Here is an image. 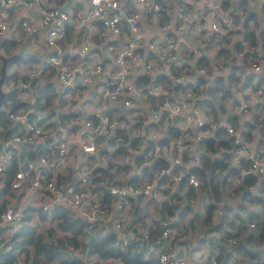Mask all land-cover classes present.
I'll return each mask as SVG.
<instances>
[{"label":"built area","instance_id":"built-area-1","mask_svg":"<svg viewBox=\"0 0 264 264\" xmlns=\"http://www.w3.org/2000/svg\"><path fill=\"white\" fill-rule=\"evenodd\" d=\"M47 1L0 0V37L14 36L20 41L21 33L38 29L39 39L31 38L27 48H37L43 58L39 66L28 61L16 62V70L25 77L19 76L3 87L7 90L13 86L17 95L25 93L26 97L24 105L4 109L13 125L5 126L0 122V190L6 183L8 189L13 190V195L0 191V252L12 253L8 263L0 264H29L25 250L16 244V239L25 222L35 225V221L25 218L28 204L19 198L29 199L35 195V204L42 211L56 204L64 206L72 215L92 225L94 231L97 226L101 233L113 231L120 247L128 239L138 238L137 234H145L143 227H125L122 219L128 199L140 203L159 198L169 184L184 180V186L199 195V201L191 198L186 204H202L205 193L200 190V180L192 169L206 153L203 138L218 127L231 136V145L223 151L229 154V166L237 170L235 185L244 175L253 174L255 180L247 188L264 197V186H260L264 179V150L254 137L246 140L242 136L244 120L264 116V52L258 39L247 42L242 38L241 25L233 24L232 13L243 17L237 0H231L228 7L222 6L219 0H176L170 14L162 12V0H119L115 8L105 3L104 11L99 14L96 6L87 0L80 8H77L78 0H64L30 12L29 8L35 9ZM261 3L264 0H245L246 8L254 10L264 25L259 12ZM62 4L66 5L59 8ZM72 5V11L66 9ZM17 7L21 10L16 22L12 11ZM195 10L201 15L194 22ZM164 15L166 21L156 29L161 32L146 33L145 21L151 17L159 23ZM68 25L70 31L66 33ZM247 25L249 31L257 34L258 27L251 19ZM16 28L20 34H11ZM235 42H239L241 48L233 47ZM245 52L252 57L243 60ZM200 56H204V64L197 62ZM97 67L102 69L101 76L106 71L110 73L93 85L90 82L97 80ZM125 68L130 73L126 79L131 80V86L124 85V81L114 75ZM50 70L49 80L54 91L47 102L38 95L33 81L38 83ZM216 76H221L228 89L226 99L222 97V90L214 94L207 91L210 79ZM158 77L171 84H164ZM68 80L72 82L67 83ZM154 89L161 90L160 94ZM106 93L120 103L105 99ZM209 97L215 108L220 103L224 108L213 113L203 101ZM129 101L132 107L126 110L122 103ZM100 108L104 110L97 115ZM176 108L180 111L173 115ZM230 116L237 120L236 126L228 121ZM101 118L117 127L105 135H101L99 129L83 130L84 138L95 137L98 151L87 157L80 169L66 171L61 164L64 158L60 156L65 130L68 136L76 137L85 124L96 127ZM174 130L176 133L171 134ZM47 138H50L48 147L35 158L21 156L22 143L44 144ZM118 146H123L124 151L113 153ZM70 155L75 159L77 153ZM156 159H162L164 164L150 170ZM11 163H16V167L6 182L7 167ZM134 165L136 170L129 175ZM145 167L151 172L150 178L141 172ZM21 173L22 181L17 179ZM63 176L67 179L61 180ZM149 184L152 188L147 196L142 190L139 196L132 195ZM117 185L126 187L128 192L112 195L110 189ZM80 196L86 199L75 205ZM9 212L11 220L7 219ZM258 212L260 215V209ZM143 217L144 222H149L159 215L153 210L145 212ZM263 218L260 215V219ZM245 221L250 230L249 234H244L250 239L246 246L264 251V232L259 234L256 220L246 218ZM159 223L154 243L146 248L141 241L137 244L138 248L144 247V256L155 257L157 264H220L216 251L202 244L195 243L189 252L167 247L171 235H184L188 229L203 235L209 232L206 228L198 229L184 221H178L175 228L172 219L166 217ZM36 228L44 233L39 226ZM13 235L16 236L12 238ZM239 236L238 231L213 241L235 257L233 245L239 242Z\"/></svg>","mask_w":264,"mask_h":264},{"label":"trees","instance_id":"trees-1","mask_svg":"<svg viewBox=\"0 0 264 264\" xmlns=\"http://www.w3.org/2000/svg\"><path fill=\"white\" fill-rule=\"evenodd\" d=\"M221 5L224 7H228L230 5L231 0H219ZM238 7H240L241 13L243 15L242 18H239V15L236 13H232V22L233 24H240L242 30H244L242 38L247 42H253L255 39L259 40V45L264 52V25L261 24L259 20V15L254 11L247 9L245 6V0H237ZM259 12L264 18V3L260 4ZM251 19L253 24L258 27L257 34H253L249 31L247 21ZM70 28L69 25L66 26V33H69ZM15 43L13 40L0 37V53L9 54L15 50ZM236 48H241V44L239 42H235L234 46ZM204 56H200L197 60L199 64L205 63ZM252 57L251 53L245 52L243 56V60L249 59ZM29 59H25L24 57L17 56L8 62H18V61H27ZM52 70L44 74L45 78L42 84L43 87L38 86L37 80L33 81L37 88V93L39 96H43L44 99L49 102L51 96L53 95L54 86L52 82H50ZM19 76L24 78L25 76L20 75L18 70H14L11 73H6L3 81H16ZM199 80H202L198 78ZM157 80L163 82L164 84L170 85V82H166L165 80H161L159 77ZM140 83L141 81H137ZM5 84V83H4ZM217 90H222V97L224 99L228 96V89L226 85L222 81L221 76H216L210 79L208 85V92L210 94H214ZM17 89L13 86L9 89L5 90V94L0 103V122L7 126L11 124V120L6 116L5 108L14 107L16 105H24L25 99H20L17 97ZM205 104L209 107L213 113L216 112L217 109L221 110L224 108V104L220 103L216 108L213 106L211 102V97L203 100ZM7 105V107H5ZM228 121L236 126L237 120L230 116ZM244 130L242 132V136L246 140H251L253 138L252 131L254 128H257L258 135L254 138L257 141V144L264 150V116L257 120H244L243 121ZM172 129V128H171ZM176 133V130L172 131L171 134ZM50 138H47V141L43 143H22L20 148L21 156H25L26 158H35L37 154L42 152L46 147H48ZM231 136H228L222 127H218L211 134L203 138V144L206 150L200 157V164L194 166L192 171H194L195 175L200 180V190L205 193V195L210 198L207 203L204 204L206 209V216L209 217L211 209L215 207V203L218 201H222L223 211L228 210L226 207L228 204L225 202L226 199H223L225 196L230 194V191H234L237 194L238 198L242 201L237 204V209H241L242 211H246L247 219L256 220L259 225V234L264 232V218L260 219V215L264 217V197L259 195L258 193L251 192L247 186L249 183L255 180V176L253 174L244 175L240 181H238L237 185L234 184L229 185V181L225 179V176L230 177H238V173L235 167H229L228 164L229 154H221V156L213 157L212 154L216 152V150L220 148L229 147L231 144ZM46 146V147H45ZM124 151L123 146H118L113 153H122ZM226 153V152H225ZM242 164L245 163L244 160H240ZM164 164L162 159H156V162L151 165L150 170H156L160 165ZM16 167V163H11L7 167L6 174V182L9 180L13 171ZM148 168H144L141 170L143 175H146L147 178L151 177V172ZM219 170H226V174H221L219 177ZM5 182V183H6ZM184 180L181 181L180 185H182ZM261 187L264 186V179L261 180ZM231 187L232 190L226 189L225 194L221 193V189L224 187ZM259 186V188H261ZM7 183L0 190L8 191ZM188 190H191L189 187ZM192 191V190H191ZM131 199V198H130ZM243 201H252L258 209H260L261 213L257 214V211L254 210H246ZM167 200H162L161 203H165L162 205L161 210L163 212L170 213L171 209L169 205L166 203ZM134 217L139 213L140 206L138 203L134 205ZM31 207H26L25 209V218H28L30 215ZM39 209V208H37ZM166 210V211H165ZM51 213L52 216L56 218L57 227L62 230L63 233L57 235L54 239L49 238L48 233H42L40 230L36 228L35 225H31L28 223H24L19 232L17 233L16 244L22 247L25 250L26 259L29 261V264H40L43 261H49L52 264H84L83 259L80 255H77L72 252H66L68 248L66 246L71 245L73 247L77 246L78 236H84V241L81 242L82 249L85 253L88 254H96L98 256H115L118 257L125 264H157L156 258L153 256L144 257L143 249L137 247V242L141 241L143 245L148 241L152 240L156 241V235L159 233L160 223L159 220L164 217V215H160L159 218H152L149 222H142V225L145 227V234L140 233L137 234L138 238H130L124 244V246L120 247L118 244V239L115 236L113 231H109L107 233H97L94 231L93 226L87 223L84 219L70 215L68 213V209L61 205H54L47 210ZM138 219L142 218V215H137ZM227 223H229V227L232 228V220L230 219ZM217 227V226H216ZM52 229L49 228L50 232ZM228 230V229H227ZM54 232H56L53 228ZM230 231V230H228ZM224 233V232H223ZM143 234V235H142ZM224 235H230L229 232L225 231ZM16 235H13L14 238ZM210 248L216 251V257L220 264H264V251L263 250H252L250 247L242 246L239 242L233 245L235 257L231 259V254L223 250L220 245H217L213 240L209 241ZM69 251V250H68ZM2 256V263H8L12 258V253L10 252H0ZM239 255V256H238ZM230 260V261H229Z\"/></svg>","mask_w":264,"mask_h":264},{"label":"crops","instance_id":"crops-1","mask_svg":"<svg viewBox=\"0 0 264 264\" xmlns=\"http://www.w3.org/2000/svg\"><path fill=\"white\" fill-rule=\"evenodd\" d=\"M176 0H162L161 1V5L163 7V11L162 12H168V14L171 13L172 11V4L175 2ZM202 1V0H201ZM64 0H48L46 4H42L40 3L38 5L37 8L35 9H31L29 8L30 12H35V11H39L42 7L48 5V3L50 4H60V3H63ZM78 6L77 8H80L82 7V5L86 4L85 0H78ZM62 5H66V4H62ZM73 6L72 5L71 7L70 6H67L66 9L72 11L73 10ZM21 10V7H17V8H14L13 9V15H14V19L16 20V22L18 21L19 19V11ZM200 10V8H199ZM200 12L198 10H195L194 11V16H193V19H194V22L197 21L199 18H200ZM165 19H167V16L164 15L163 18H160L159 19V23H156L154 22V20L149 17L147 19V22L145 21L146 23V33H157V32H161L160 30H157V27L161 26L160 24H162L163 21H166ZM17 27V25H16ZM171 32V31H170ZM11 34L15 35V34H20V30L19 29H15L14 32H12ZM22 36V40L20 41H16L13 37L14 36H10L8 37L9 39L13 40L15 45V50L14 51H18V50H21L22 53L19 55L21 57H24L26 59H29L27 60L29 63H32L33 65H36V66H39L43 63V58H42V53L37 49V48H33V49H28L27 48V42L31 39V38H34V39H39L40 37V34H39V30H34L32 32H28V33H21L20 34ZM13 51V52H14ZM16 58V57H15ZM11 66H13V69H11L10 72H8L6 70V73H11L12 71H14L16 68H15V62H11L10 63ZM44 76L42 75V78L39 80V82L37 83L38 86L41 85V87H43L44 85L42 84L44 81H47V80H44L43 78ZM9 82V81H8ZM3 84V87H4V83H7V82H2ZM23 95V94H22ZM18 97L20 95H17ZM24 96H21L19 97L20 99H23ZM12 122V121H11ZM13 125V123H11ZM258 135V130L257 128H254L253 130V133H252V136L255 138L257 137ZM226 149V148H225ZM221 154H226L222 148L216 150V152H214V154H212L213 157H217V156H221ZM228 156V155H227ZM226 165H228V168L230 167L229 164L226 163ZM226 174V170H219V177H221V174ZM61 180H65L67 179V176H63L60 178ZM225 179L229 181V185H232L234 184L235 185V177H228V176H225ZM184 182L182 185H180V182H173L172 185L169 184V188L167 189H163L162 192V195L159 197V198H150L149 201H145V202H140L138 203L135 199L131 198V199H128V202L126 203V206H125V214L123 215V221H124V224H125V227L128 226V225H132L134 227H138V228H141L143 227V229L146 231L145 227L142 225V222H144V215H145V212L148 213L149 211H157L159 217L160 215H164V217L166 218H171L172 219V226H174L175 228L178 226V221H184L185 224L187 225H190L192 224L194 221V226L195 225H199V222L198 221H202V225L201 227L203 228H206L208 231L207 234H199L198 231H196L195 233H191V234H188V235H180V234H174V235H171L168 240H167V247L168 248H174V249H178L179 251L181 252H189L190 249H191V246H193L195 243H198V244H202L203 246L205 247H208L210 249V245H209V241L211 240H214L216 237L219 238L221 236H225L224 233L225 231L229 232L230 234H235L236 232L240 231V228H241V224L240 225H233L234 221L231 223L232 224V228L229 227V223H225V224H221L220 221H223V220H220L221 218L224 217V215H226L228 213L227 210L223 211V207H222V201H218L216 202L215 204V207H213L211 209V212H210V215L209 217L206 216V209H205V206L204 204L207 203L209 201L210 198H208L206 195H205V200L202 202V204H194L196 205L197 210L196 212L194 213H191V211L189 212L188 211V207L189 205L186 204V201L187 199H191L193 198L194 200L196 201H199L197 199V196H199L194 189L191 188V190H188L189 187H185L184 186ZM228 190H232V188L229 186L227 188ZM7 192V191H6ZM9 195H13V190L9 188L8 192H7ZM221 193L222 194H225V190L224 189H221ZM34 193H32L33 195ZM230 195H233L231 197V199H227L226 197H224L223 199H226V203L228 204V206L226 207V209H229L232 208L235 210V215L233 216L232 219H234L235 216H239V212L242 211L241 209H237V204L238 202L240 203V200L237 196V194L234 193V191H230V194L227 195L230 196ZM19 196V195H18ZM16 196V197H18ZM35 195H33L32 197H30L29 199H24V198H19V200L22 202V203H25V205L28 204L27 207H31L32 206V209L30 211V216L28 218L34 220L35 222L38 223V220H40L41 218H39L38 216H40L41 213L43 212H47L49 215H48V220H51V213L48 212V211H42L41 209H37V205L35 204ZM7 198H13V196H7ZM162 200H167L168 202H166L170 209H171V212L170 213H167V212H163L161 210V207H163L162 205H164L165 203H161V205H159V203L162 201ZM138 203V205L140 206V209L139 210V213L137 215H142V218L141 219H138L137 218V215L134 217V205ZM243 203H245V209L246 210H254V211H257V214L259 213L258 212V208L257 206L252 202V201H243ZM237 209V210H236ZM166 211V210H165ZM68 213L70 215H72L71 212L68 211ZM243 215H244V218L246 219V211L243 210ZM186 216V219L188 218L189 221H186V219H184ZM230 218V219H231ZM52 219L56 220V218L54 216H52ZM230 219L228 220H225L226 222H228ZM214 221V222H213ZM148 222V221H146ZM213 222V224L211 225V223ZM184 224V227L187 226ZM107 225V224H106ZM109 226V225H108ZM217 226V227H216ZM240 226V227H239ZM190 226H187L186 228H189ZM100 226L96 227V231L97 233H101L99 232V229ZM110 228V227H108ZM200 229V227L198 228ZM216 229V230H214ZM230 231H228V230ZM105 229H102L101 231L104 232ZM224 232V233H223ZM139 233V232H138ZM158 234L157 233V237H158ZM140 235V234H139ZM84 237V236H83ZM156 237V238H157ZM155 240H152L151 242H146L143 246L146 248L147 246L151 245V243H154ZM239 243L242 245V246H246L247 243L250 242V239L249 238H246L245 235L243 236H239ZM139 242H137L136 244H138ZM144 256V255H143ZM146 257V256H144ZM2 256L0 255V263L3 262L2 261ZM98 258H100V256H98ZM103 258H107L106 260H111L113 262H116L117 260L120 262V264H125L123 263L118 257H111V256H107V257H103ZM40 264H49V261H43L41 262ZM85 264V263H84Z\"/></svg>","mask_w":264,"mask_h":264},{"label":"clouds","instance_id":"clouds-1","mask_svg":"<svg viewBox=\"0 0 264 264\" xmlns=\"http://www.w3.org/2000/svg\"><path fill=\"white\" fill-rule=\"evenodd\" d=\"M87 2L91 5L96 6V8L98 9L97 14H99V12L104 11L105 3L110 4L111 8H115L117 6V3L119 2V0H87ZM213 27H215V26H213ZM76 70H79V69H76ZM101 71H102V69H100L99 67H97L95 69V76L97 77V80L91 81L90 83H92L94 85L98 80L105 79L110 73V70H109V71L104 72V75L101 76L100 75ZM133 71H135L134 67H133ZM114 75L116 76L117 79L123 80L124 85L131 86V80L126 79V77H128L130 75L127 68L120 71L118 74H114ZM60 79L63 81L64 77L61 76ZM71 82H72L71 80L67 81V83H71ZM153 91L157 95H159L161 92V90H155V89ZM165 95H166V93H165ZM105 99H110L114 103H120L119 101H116V98L114 96H111V94H108V93L105 94ZM122 107L126 110L131 108L132 107L131 101H129L127 103H122ZM165 107H167V105ZM103 110H104L103 108H100L99 111L97 112V115H100L103 112ZM179 111H180V109L176 108L173 112V115L179 113ZM150 119H154V117L150 116ZM105 126H107V128H105ZM115 127H117V125L115 123H110L106 118H101L99 123L96 125V127H92L91 124H85L84 129H82L79 136H76V137L68 136L67 132L65 130L66 139H65L64 143L61 145L60 156L64 158V159H61V164L65 166L66 171L71 172V171L80 169L81 165L85 162L86 158L89 156L95 155L98 151V144L96 142L95 137H92L90 135L88 138H84L83 137V130L91 129L92 132H95V131H97V129H99L100 134L105 135L106 133L110 134L112 132V130L115 129ZM125 127H126V125H125ZM74 145H75V147H73ZM71 152L77 153L75 159H73L72 156L70 155ZM125 162H127V161H125ZM143 166L144 165H141V167H143ZM135 170H136V168L134 165L133 169L128 174L131 175L132 171H135ZM17 179L22 181L24 179L23 174L21 173L20 175H18ZM153 183H154V181H153ZM17 187H19V184H17ZM151 188H152V184H149L144 189L136 190L134 193H132V195L139 196V193L142 190L145 192V195L147 196L148 194H150ZM110 192L112 195L115 196V195H119L121 193L128 192V189L126 187H120L117 185V186H113L110 189ZM82 199H86V197H84V196L77 197L76 201H75V205H80V201ZM7 219H9V220L12 219L11 212H9Z\"/></svg>","mask_w":264,"mask_h":264},{"label":"rangeland","instance_id":"rangeland-1","mask_svg":"<svg viewBox=\"0 0 264 264\" xmlns=\"http://www.w3.org/2000/svg\"><path fill=\"white\" fill-rule=\"evenodd\" d=\"M11 69H13V66H11V64H8L7 65V67H6V70L8 71V72H10L11 71ZM2 82H4V81H2ZM3 84V83H2ZM2 88H3V85H2ZM23 94V95H22ZM18 95H20L19 97H21V96H24L23 97V99H25V97H26V95H25V93H18ZM18 97V96H17ZM5 107H7V105L5 106ZM222 150H225V148H222ZM224 190H225V192H226V189H227V187H224L223 188ZM233 195H230V196H225L227 199H231V197H232ZM242 204L244 205V207H245V203H243L242 202ZM197 208L198 207H196V205H189V207H188V211L190 212L191 211V213H194V212H196V210H197ZM237 210V209H236ZM198 211V210H197ZM228 211V213L226 214V215H224V217L223 218H221L220 220H223V221H220V223L221 224H225V223H227L225 220H228V219H230L231 217L233 218V216L235 215V210L234 209H232V208H230V210L228 209L227 210ZM48 213L47 212H43V213H41L40 214V216H38L39 218H41L40 219V221L37 223V222H35V225L36 226H39L41 229H43V231H44V233H48L49 234V238L50 239H54L55 237H57V235H59V234H61V233H63L62 232V230H60L58 227H57V225H56V220L54 219H52V216L51 217H49V218H51V220H48ZM30 215H28V217H29ZM231 218V220H232V222L234 221V223H233V225H240L241 226V228H240V231H239V234L240 235H244V234H249V232H250V230H249V228L247 227V224H246V221H245V218H244V215H243V211H240L239 212V216H235L234 217V219H232ZM184 219H186V216H185V218ZM186 221H189L188 220V218L186 219ZM195 222V221H194ZM193 222V224H195ZM199 222V225H195L196 227H201V225H202V221H198ZM214 222V221H213ZM213 222L211 223V225L213 224ZM192 225V224H191ZM192 226H194V225H192ZM239 226V227H240ZM49 228H51L52 230H53V228H54V230L56 231V232H54V231H48V229ZM190 228V227H189ZM214 230H216V229H214ZM95 232H97L96 230H95ZM188 234H191L190 233V229H188V230H186L185 231V235H188ZM78 244H77V246H75V247H73V246H71V245H68V246H66L67 248H68V250H66V252H72V253H75V254H77V255H80L81 256V258L83 259V261H84V263L85 264H120V262L117 260L116 262H113V261H111V260H106L107 258H103V257H107V256H100V258H98V255H96V254H88V253H85L84 251H83V249H82V246H81V242H83L85 239H84V237H83V235L82 236H78ZM239 256V255H238ZM111 257H115V256H111ZM233 257L234 256H232V258L231 259H233Z\"/></svg>","mask_w":264,"mask_h":264},{"label":"water","instance_id":"water-1","mask_svg":"<svg viewBox=\"0 0 264 264\" xmlns=\"http://www.w3.org/2000/svg\"><path fill=\"white\" fill-rule=\"evenodd\" d=\"M86 5V4H84ZM65 5L59 6V8H63ZM172 28V26H171ZM22 53L21 50L11 52L9 54H3L0 53V103L2 101V98L5 94V90L2 88V81L6 75V67L8 65V62L14 59L15 57L19 56ZM10 145V144H9ZM13 147H16L15 145H11Z\"/></svg>","mask_w":264,"mask_h":264}]
</instances>
